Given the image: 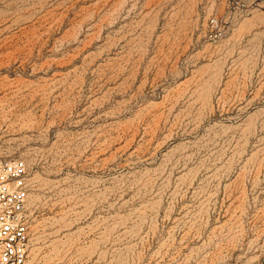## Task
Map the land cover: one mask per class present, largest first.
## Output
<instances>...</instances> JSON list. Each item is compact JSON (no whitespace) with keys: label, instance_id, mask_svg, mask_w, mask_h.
Here are the masks:
<instances>
[{"label":"rangeland","instance_id":"rangeland-1","mask_svg":"<svg viewBox=\"0 0 264 264\" xmlns=\"http://www.w3.org/2000/svg\"><path fill=\"white\" fill-rule=\"evenodd\" d=\"M12 158L30 264H264V0H0Z\"/></svg>","mask_w":264,"mask_h":264},{"label":"built area","instance_id":"built-area-1","mask_svg":"<svg viewBox=\"0 0 264 264\" xmlns=\"http://www.w3.org/2000/svg\"><path fill=\"white\" fill-rule=\"evenodd\" d=\"M27 173L28 166L23 159L0 160V264H30Z\"/></svg>","mask_w":264,"mask_h":264}]
</instances>
